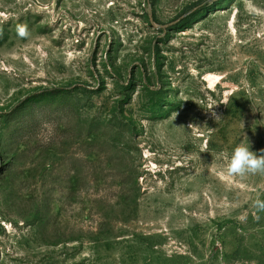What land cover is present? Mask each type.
I'll return each mask as SVG.
<instances>
[{"label":"rangeland","instance_id":"obj_1","mask_svg":"<svg viewBox=\"0 0 264 264\" xmlns=\"http://www.w3.org/2000/svg\"><path fill=\"white\" fill-rule=\"evenodd\" d=\"M241 143L264 0H0V264H264Z\"/></svg>","mask_w":264,"mask_h":264},{"label":"clouds","instance_id":"obj_2","mask_svg":"<svg viewBox=\"0 0 264 264\" xmlns=\"http://www.w3.org/2000/svg\"><path fill=\"white\" fill-rule=\"evenodd\" d=\"M17 35L20 38H27L29 32L27 26H18ZM225 174L233 177H244L246 175H264V149L259 150V154L243 143L237 145L228 158ZM256 213L264 212V200L257 198L253 202ZM259 219V216H256ZM247 217H238L241 223L246 222Z\"/></svg>","mask_w":264,"mask_h":264},{"label":"bare ground","instance_id":"obj_3","mask_svg":"<svg viewBox=\"0 0 264 264\" xmlns=\"http://www.w3.org/2000/svg\"><path fill=\"white\" fill-rule=\"evenodd\" d=\"M221 79V76L219 75H213L210 77L211 85H215L217 82H219Z\"/></svg>","mask_w":264,"mask_h":264},{"label":"trees","instance_id":"obj_4","mask_svg":"<svg viewBox=\"0 0 264 264\" xmlns=\"http://www.w3.org/2000/svg\"><path fill=\"white\" fill-rule=\"evenodd\" d=\"M58 91H59V89H55V90L46 91V92H47V94H52V93H56V92H58Z\"/></svg>","mask_w":264,"mask_h":264}]
</instances>
